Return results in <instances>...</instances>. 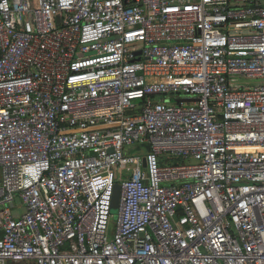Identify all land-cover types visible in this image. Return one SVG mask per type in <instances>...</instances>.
I'll return each mask as SVG.
<instances>
[{
    "label": "built area",
    "instance_id": "1",
    "mask_svg": "<svg viewBox=\"0 0 264 264\" xmlns=\"http://www.w3.org/2000/svg\"><path fill=\"white\" fill-rule=\"evenodd\" d=\"M12 262L264 264V0H0Z\"/></svg>",
    "mask_w": 264,
    "mask_h": 264
},
{
    "label": "water",
    "instance_id": "2",
    "mask_svg": "<svg viewBox=\"0 0 264 264\" xmlns=\"http://www.w3.org/2000/svg\"><path fill=\"white\" fill-rule=\"evenodd\" d=\"M194 100L189 99H180V100H172L173 103H191ZM143 167H145V162L143 161ZM120 193L121 188L119 184H115L112 190V197H111V207H110V213L114 215V213H117L119 208V199H120Z\"/></svg>",
    "mask_w": 264,
    "mask_h": 264
},
{
    "label": "rangeland",
    "instance_id": "3",
    "mask_svg": "<svg viewBox=\"0 0 264 264\" xmlns=\"http://www.w3.org/2000/svg\"><path fill=\"white\" fill-rule=\"evenodd\" d=\"M134 154H137V152L134 153ZM141 155L144 156L145 152H142ZM169 157H170L169 155H166V156H164V159H170ZM114 216H116V213H114ZM113 221H114V219H110V224H109L110 233H111L112 228H113ZM9 264H33V263L32 262H12V263H9Z\"/></svg>",
    "mask_w": 264,
    "mask_h": 264
},
{
    "label": "bare ground",
    "instance_id": "4",
    "mask_svg": "<svg viewBox=\"0 0 264 264\" xmlns=\"http://www.w3.org/2000/svg\"><path fill=\"white\" fill-rule=\"evenodd\" d=\"M148 81H156V79H151L149 78ZM257 149L254 148V147H246V148H238L237 151L239 152H243V151H246V152H254L256 151Z\"/></svg>",
    "mask_w": 264,
    "mask_h": 264
},
{
    "label": "crops",
    "instance_id": "5",
    "mask_svg": "<svg viewBox=\"0 0 264 264\" xmlns=\"http://www.w3.org/2000/svg\"><path fill=\"white\" fill-rule=\"evenodd\" d=\"M170 100L172 101V100H178V99L170 98ZM133 151L136 153L135 150H133ZM169 160H170V159H169ZM170 161H171L172 163L174 162V164L182 163L181 160H179V159H175V160L172 159V160H170ZM163 162H164V163H165V162L167 163V162H168V159H164Z\"/></svg>",
    "mask_w": 264,
    "mask_h": 264
}]
</instances>
